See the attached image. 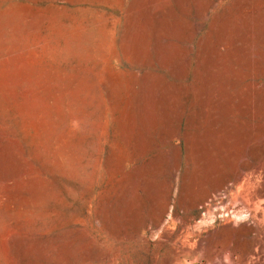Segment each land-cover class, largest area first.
Segmentation results:
<instances>
[{
    "label": "rangeland",
    "instance_id": "rangeland-1",
    "mask_svg": "<svg viewBox=\"0 0 264 264\" xmlns=\"http://www.w3.org/2000/svg\"><path fill=\"white\" fill-rule=\"evenodd\" d=\"M263 108L264 0H0V264H264Z\"/></svg>",
    "mask_w": 264,
    "mask_h": 264
},
{
    "label": "bare ground",
    "instance_id": "bare-ground-1",
    "mask_svg": "<svg viewBox=\"0 0 264 264\" xmlns=\"http://www.w3.org/2000/svg\"><path fill=\"white\" fill-rule=\"evenodd\" d=\"M250 85L252 87H256L258 85V83L253 81V82H251ZM260 116H262V119L260 120V127H261V130H262L261 132L263 133V136H264V108H263ZM258 194H260V196L264 195V187L261 189L260 193H258Z\"/></svg>",
    "mask_w": 264,
    "mask_h": 264
}]
</instances>
